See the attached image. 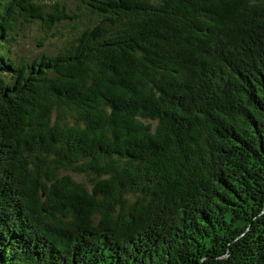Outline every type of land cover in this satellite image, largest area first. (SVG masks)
I'll list each match as a JSON object with an SVG mask.
<instances>
[{
  "label": "trees",
  "instance_id": "trees-1",
  "mask_svg": "<svg viewBox=\"0 0 264 264\" xmlns=\"http://www.w3.org/2000/svg\"><path fill=\"white\" fill-rule=\"evenodd\" d=\"M0 264H264V0H0Z\"/></svg>",
  "mask_w": 264,
  "mask_h": 264
},
{
  "label": "rangeland",
  "instance_id": "rangeland-1",
  "mask_svg": "<svg viewBox=\"0 0 264 264\" xmlns=\"http://www.w3.org/2000/svg\"><path fill=\"white\" fill-rule=\"evenodd\" d=\"M24 25H21L15 34L13 50L18 57H26L31 60L42 50V47L38 46L37 42H39V38L45 36V31L40 27L39 22ZM67 30L65 28L63 31L66 32ZM59 38H61V35L51 37L49 42H59ZM72 175L87 184L91 183L84 174L72 173Z\"/></svg>",
  "mask_w": 264,
  "mask_h": 264
}]
</instances>
